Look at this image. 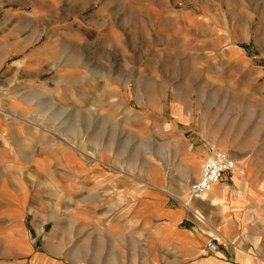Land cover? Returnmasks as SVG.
<instances>
[{
	"label": "rangeland",
	"instance_id": "rangeland-1",
	"mask_svg": "<svg viewBox=\"0 0 264 264\" xmlns=\"http://www.w3.org/2000/svg\"><path fill=\"white\" fill-rule=\"evenodd\" d=\"M214 152L264 184V0H0V263L184 264L114 187L154 177L156 213L185 207Z\"/></svg>",
	"mask_w": 264,
	"mask_h": 264
},
{
	"label": "crops",
	"instance_id": "crops-1",
	"mask_svg": "<svg viewBox=\"0 0 264 264\" xmlns=\"http://www.w3.org/2000/svg\"><path fill=\"white\" fill-rule=\"evenodd\" d=\"M20 2L23 4L24 0ZM7 53L9 55L11 51H6L5 57H9ZM199 153L205 156V151ZM4 155L5 153H1V156ZM8 159L10 160V157ZM253 164L256 170L251 180L254 190H244L246 188L243 183L244 179H242L243 187L239 190L232 180V173L224 174L215 184L216 186L214 185L212 190L204 196L202 195L203 197L192 200L187 194L185 207L181 205L177 209L164 207L165 209L159 213L155 211L162 199L157 195L159 190L156 186L160 179L152 177L145 180L138 175H125L116 180L114 189L115 192L134 194L138 199L142 201L146 199L150 202L146 206L149 207L148 210L137 206L132 211H128L130 214L133 213L128 227L137 229L144 225L147 228L154 221L160 223L161 230L159 229L160 231H156L159 233H154L152 236L158 240L160 245L171 243L177 255L174 258L175 261L184 264H264V219L259 214L261 203L264 202V184L261 185L256 179L258 167L254 162ZM7 166L8 170L13 169L12 163L8 162ZM193 176L194 172H192ZM196 176L194 181L198 178V174ZM245 181L248 182V178ZM230 182L236 189L230 188ZM234 191L240 192V195H233ZM246 193L254 194L255 197L249 198L243 204ZM5 196L10 198V192L8 191ZM119 198L122 197L119 196ZM214 200L216 205H214ZM220 201L226 204L225 211L221 209ZM238 202L243 204L239 208H237ZM12 216L13 209L11 208L0 211V219L6 218L8 221L12 219ZM13 227L12 223H8L0 232L9 231ZM14 232L9 237L14 235L18 246L16 250L31 255L32 247L28 244L22 227L18 226ZM210 240H214L217 247L213 255L206 251V243ZM146 247L149 248L150 244ZM111 262L115 261L112 259ZM151 262L155 264L158 260L152 258Z\"/></svg>",
	"mask_w": 264,
	"mask_h": 264
},
{
	"label": "built area",
	"instance_id": "built-area-1",
	"mask_svg": "<svg viewBox=\"0 0 264 264\" xmlns=\"http://www.w3.org/2000/svg\"><path fill=\"white\" fill-rule=\"evenodd\" d=\"M234 167L235 162L227 154L214 152L208 156L199 178L189 187V199H199L202 195L209 192L211 187L219 182L224 174H231ZM206 251L211 255L216 253L217 247L214 240L206 243Z\"/></svg>",
	"mask_w": 264,
	"mask_h": 264
},
{
	"label": "bare ground",
	"instance_id": "bare-ground-1",
	"mask_svg": "<svg viewBox=\"0 0 264 264\" xmlns=\"http://www.w3.org/2000/svg\"><path fill=\"white\" fill-rule=\"evenodd\" d=\"M233 159V161L235 160L234 158H232ZM205 161H206V157L203 159V162L201 163V165H200V169H199V174H198V178H199V176H200V174H201V171H202V169H203V166H204V164H205ZM235 168V167H234ZM238 173V175L240 174V172L238 171L237 172ZM197 178V179H198ZM218 183V182H217ZM217 183H215V184H217ZM214 184V185H215ZM213 185V186H214ZM237 185H238V188H239V190H241V188H242V185H241V183L240 182H237ZM213 186L211 187V189L209 190V192L212 190V188H213ZM216 186V185H215ZM181 193L184 195L185 193H186V187L185 186H183V188L181 189ZM208 193V192H207ZM206 194V193H205ZM237 195H240V193L239 194H237ZM243 201V200H242ZM218 203H219V201H217ZM241 204L242 203H237V206H241ZM214 205H216V202H215V200H214ZM220 207H221V209L223 208V207H226V204L223 202V201H220Z\"/></svg>",
	"mask_w": 264,
	"mask_h": 264
}]
</instances>
